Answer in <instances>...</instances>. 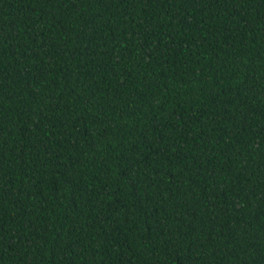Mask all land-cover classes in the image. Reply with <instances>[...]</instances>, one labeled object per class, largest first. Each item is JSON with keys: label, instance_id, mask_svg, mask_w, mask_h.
Listing matches in <instances>:
<instances>
[{"label": "trees", "instance_id": "1", "mask_svg": "<svg viewBox=\"0 0 264 264\" xmlns=\"http://www.w3.org/2000/svg\"><path fill=\"white\" fill-rule=\"evenodd\" d=\"M0 264H264V0H0Z\"/></svg>", "mask_w": 264, "mask_h": 264}]
</instances>
